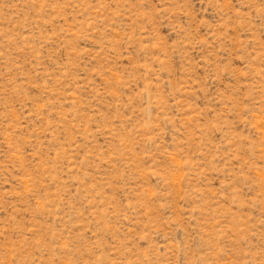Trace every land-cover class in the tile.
Returning <instances> with one entry per match:
<instances>
[{
    "label": "rangeland",
    "instance_id": "1",
    "mask_svg": "<svg viewBox=\"0 0 264 264\" xmlns=\"http://www.w3.org/2000/svg\"><path fill=\"white\" fill-rule=\"evenodd\" d=\"M0 264H264V0H0Z\"/></svg>",
    "mask_w": 264,
    "mask_h": 264
}]
</instances>
